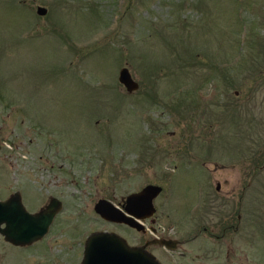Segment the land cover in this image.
<instances>
[{"label":"rangeland","instance_id":"obj_1","mask_svg":"<svg viewBox=\"0 0 264 264\" xmlns=\"http://www.w3.org/2000/svg\"><path fill=\"white\" fill-rule=\"evenodd\" d=\"M123 65L137 89L118 80ZM254 80L264 83V0H0V185L9 172L47 193L59 177L56 192L80 211L76 239L73 207L58 216L44 258L43 239L24 248L0 234V264H76L100 227L132 238L94 203L122 202L147 183L162 186L153 224L179 240L173 253L154 252L165 264H200V225L215 220L201 193L204 121L214 127ZM23 200L40 202L29 188ZM249 252L264 264V245Z\"/></svg>","mask_w":264,"mask_h":264},{"label":"flooded vegetation","instance_id":"obj_2","mask_svg":"<svg viewBox=\"0 0 264 264\" xmlns=\"http://www.w3.org/2000/svg\"><path fill=\"white\" fill-rule=\"evenodd\" d=\"M234 93V96L230 97L233 102V109L228 112L220 111L214 120V127H211L210 122H206L209 120L208 118L204 121L201 137L202 148L198 161L201 168V193L203 197H208L214 201L215 220L208 225L204 219L200 225V264H239L243 261L257 264L255 262L258 261V257H250L251 252L249 250L255 245H264V83L261 80H254L249 82L245 89H235ZM206 107L207 103L204 104L203 109L205 110ZM213 171H216L215 175H212ZM6 173H8L5 176L6 181L4 185H0V199H6L17 194L31 212L47 207L55 209L47 231L40 238L26 244L6 241L19 247L30 248L34 243L43 239L45 248L39 250L40 255L38 256L47 257L53 239L63 227H60V230L54 229L52 233L51 228L54 227L58 216L65 212L67 205L73 207L70 214L71 218L66 216V220L69 219L71 223L74 222L70 233L72 235L75 233V239L79 236L77 234L79 226L77 221L75 222L80 212L78 205L75 204L74 198L68 203L67 196L56 192L55 189L60 184L57 181L59 177H54L52 182L54 191L46 193L38 190L41 186L36 189L30 183L22 182V176H19V180L13 183L10 180L9 172ZM26 188H29L33 193L34 201L40 199L39 203H33L29 206L24 202L23 190L25 191ZM115 204L120 209L125 210V200ZM98 215L106 223L121 225L130 231L132 238H128L113 228L91 229L85 234L80 245L81 257L76 264L81 263L85 240L89 233L94 230L115 231L131 245H144L159 260L160 258L154 249H161L169 253L177 250L179 240L173 236V233L171 234L169 229L172 226L167 229L154 225L152 216H136V219L144 225V228L138 229L126 222L109 220L99 213ZM196 236L197 234L189 237V239ZM162 238L174 239L175 241H170V246L164 242H156ZM172 244L174 246H171ZM77 255L76 250V257ZM160 262L165 264L161 260Z\"/></svg>","mask_w":264,"mask_h":264},{"label":"water","instance_id":"obj_3","mask_svg":"<svg viewBox=\"0 0 264 264\" xmlns=\"http://www.w3.org/2000/svg\"><path fill=\"white\" fill-rule=\"evenodd\" d=\"M36 12L45 14L47 7L36 6ZM118 80L127 91L137 89L138 81L133 77L129 67L123 65L118 71ZM1 147V143H0ZM162 190L158 183H147L139 190L126 195L125 210L120 209L113 201L101 197L94 208L102 217L126 222L138 229L144 225L136 219L146 217L155 211L153 198ZM55 209L44 208L36 212L29 211L20 196L14 194L0 199V233L4 239L15 244H26L40 238L48 229ZM3 224V225H2ZM155 241V240H154ZM174 239L162 238L156 242H164L170 246ZM171 246H174L173 244ZM80 264H162L156 256L143 246L129 244L115 231L94 230L85 240L84 253Z\"/></svg>","mask_w":264,"mask_h":264}]
</instances>
